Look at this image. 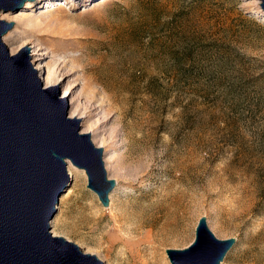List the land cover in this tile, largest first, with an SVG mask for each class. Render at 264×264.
Masks as SVG:
<instances>
[{"label":"rangeland","instance_id":"rangeland-1","mask_svg":"<svg viewBox=\"0 0 264 264\" xmlns=\"http://www.w3.org/2000/svg\"><path fill=\"white\" fill-rule=\"evenodd\" d=\"M23 5L0 13L11 24L3 45L11 55L27 49L43 89L42 79L52 77L66 117L102 147L115 182L103 208L83 176L69 179L49 232L103 264H169L164 251L185 248L204 217L215 238L234 239L220 264H264L257 1ZM30 20L34 29L25 28Z\"/></svg>","mask_w":264,"mask_h":264},{"label":"water","instance_id":"water-1","mask_svg":"<svg viewBox=\"0 0 264 264\" xmlns=\"http://www.w3.org/2000/svg\"><path fill=\"white\" fill-rule=\"evenodd\" d=\"M0 0V13H16L25 2ZM264 14V0H256ZM10 23L0 21V264H103L92 254L50 234L49 222L69 178L65 165L82 170L86 189L103 208L115 186L101 161V149L78 120L66 117L56 86L42 89L21 48L10 55L1 42ZM234 239H217L200 217L193 240L166 249L169 264H220Z\"/></svg>","mask_w":264,"mask_h":264},{"label":"bare ground","instance_id":"bare-ground-1","mask_svg":"<svg viewBox=\"0 0 264 264\" xmlns=\"http://www.w3.org/2000/svg\"><path fill=\"white\" fill-rule=\"evenodd\" d=\"M34 1V0H33ZM26 3V6H25V8H31L32 6H31V4H32V1H29V3H27V2H25ZM24 3V4H25ZM23 7H24V5H23ZM22 7V8H23ZM26 15V14H25ZM20 16H22V13L21 14H19L18 15V17H20ZM0 17H1V15H0ZM35 21L33 20H30L28 23H26L25 24V28H28V29H34V27H35ZM6 33V32H5ZM4 33V34H5ZM3 34V35H4ZM2 35V37H1V42L2 43H7V42H9V41H11L10 39L12 38V35H11V33H7V34H5L4 36ZM9 52V51H8ZM10 54V53H9ZM11 55V54H10ZM38 70V69H37ZM35 72H36V70H35ZM39 72V71H38ZM42 82L45 84V88L46 87H51V86H54L55 85V81L52 79V77H50L49 78V75L46 77V78H43L42 79ZM43 89V88H42ZM44 90V89H43ZM78 116V115H77ZM74 116L71 114L70 115V118H73ZM69 118V119H70ZM93 141V140H92ZM94 142V141H93ZM98 142V141H97ZM100 142V141H99ZM94 144V146L96 147V148H99V149H102V147L101 146H96V144H95V142L93 143ZM102 144H104V142H101V145ZM102 164H103V167L104 166H106V160H103V157H102ZM65 169H66V174H67V176H68V178L71 180V179H75L78 175H81V176H83L84 178H85V175H84V173H83V171L82 170H79V169H77V168H75V167H73L69 162H66V165H65ZM104 170H105V167H104ZM105 172H106V170H105ZM108 176V175H107ZM78 178V177H77ZM49 226H50V228L51 227H53V224H52V222H49ZM54 228V227H53ZM50 234L52 235V236H54V237H62V236H60V234H58V232H56L55 231V229L53 230L52 229V232H50Z\"/></svg>","mask_w":264,"mask_h":264}]
</instances>
